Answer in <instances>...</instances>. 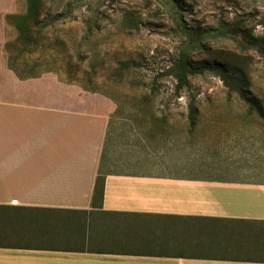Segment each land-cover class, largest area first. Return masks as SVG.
I'll list each match as a JSON object with an SVG mask.
<instances>
[{
  "label": "crops",
  "instance_id": "0c3cea01",
  "mask_svg": "<svg viewBox=\"0 0 264 264\" xmlns=\"http://www.w3.org/2000/svg\"><path fill=\"white\" fill-rule=\"evenodd\" d=\"M0 74V264H264L263 169L185 159L205 132L229 145L261 132L230 106L241 99L203 100L229 107L200 102L191 132L149 116L116 132L112 98L20 79L4 53Z\"/></svg>",
  "mask_w": 264,
  "mask_h": 264
},
{
  "label": "rangeland",
  "instance_id": "374dc122",
  "mask_svg": "<svg viewBox=\"0 0 264 264\" xmlns=\"http://www.w3.org/2000/svg\"><path fill=\"white\" fill-rule=\"evenodd\" d=\"M41 3L47 16L41 35L23 46L14 45L15 25L6 17L25 15L28 0H0V41L10 40L12 45L8 50V44L0 43V58L4 53L9 69L20 79L54 74L85 92L112 98L119 108L116 132L145 116L184 122L185 132H191L188 104L196 98V106L210 104L203 101L207 98H239L243 103L230 106L264 111V0ZM252 39H258V45L251 46ZM182 57L202 73L189 76L190 88L178 93L170 70ZM234 70L244 71L248 99L258 106L231 92ZM212 104L217 109L229 107L222 101ZM228 119L229 114H213V128H227ZM248 119L250 128L261 132H244L237 145H229L223 135L212 132L209 137L205 132L200 150L186 141L185 159L246 162L264 171V119L250 112ZM206 122L202 128L208 127Z\"/></svg>",
  "mask_w": 264,
  "mask_h": 264
},
{
  "label": "trees",
  "instance_id": "16d2710c",
  "mask_svg": "<svg viewBox=\"0 0 264 264\" xmlns=\"http://www.w3.org/2000/svg\"><path fill=\"white\" fill-rule=\"evenodd\" d=\"M41 2H43V0H28V9L25 15L18 17H6V20L9 24L13 26L15 25V29L18 31L19 34V38L14 43V45L27 46L38 41V38L41 35V28L43 27L45 22L44 19H46L47 17L44 5H42ZM14 19L19 20V22L16 23ZM258 43V39H252L250 45L256 46L258 45ZM10 46L8 44V50ZM233 72L234 73H232L231 75L233 80L232 82L234 84L232 87H230L231 92L238 93L239 97L245 100L246 103H252L251 105L258 106V103L256 101H250L248 99L247 92L249 91V83H247L246 74L244 73V71L234 70ZM170 73H172V76L177 81L176 91L179 93L184 88H190L188 81L189 76L197 73H202V70L192 64L190 60L187 59V57H182L177 63H175L173 68L170 70ZM231 95L229 96L231 97ZM196 99L192 100L188 104V113L186 121L191 130H193V128L195 127L198 119ZM249 112L256 113L259 118L264 119V111L260 107L255 112L254 109L250 108ZM96 194H99L100 196H102L103 194V186L101 182H98Z\"/></svg>",
  "mask_w": 264,
  "mask_h": 264
}]
</instances>
